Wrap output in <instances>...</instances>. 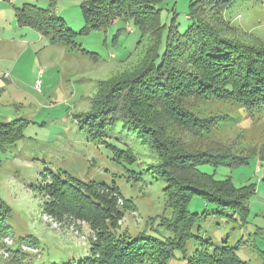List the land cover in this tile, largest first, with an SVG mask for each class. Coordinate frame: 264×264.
<instances>
[{"label":"rangeland","instance_id":"rangeland-1","mask_svg":"<svg viewBox=\"0 0 264 264\" xmlns=\"http://www.w3.org/2000/svg\"><path fill=\"white\" fill-rule=\"evenodd\" d=\"M84 1L0 0V124L7 119H22L21 136L0 145V198L9 206L6 221L10 227L8 234L0 233V264L77 262L97 241V232L84 216L56 215L46 209L47 196L37 186L50 170L65 171L83 181L115 185L121 192L117 205L124 214L111 226L122 240L173 236V231L160 222L162 216L173 215L165 194L167 179L193 176L190 169L161 166L163 160L145 143L149 137L140 131L139 117L130 115L124 92L113 96L121 113H116V125L104 131L106 142L92 138L83 127L81 120L91 113V102L94 98L102 101L105 96L99 97V85L123 71L124 77L131 75L153 45V35L144 33L133 18L119 17L108 26L82 32ZM148 1L160 11L163 42L171 27L184 33L194 22L190 16L193 0ZM24 2L65 17L80 32L76 47L54 45L38 29L20 25L15 6ZM198 16L227 38L264 45V0L202 6ZM171 47L175 49V45ZM177 64L175 68L195 69L191 62ZM151 101L148 97L138 113L147 126L159 132L161 142L171 147L176 144L179 152L212 151L227 154L231 160H248L199 166L216 179H230L236 187H255L245 222L239 215L236 219L218 216L199 194L193 195L188 208L191 212H209L194 228L196 233L199 228L200 234L214 244L240 242L237 251L243 260L264 264V106L248 108L236 98L195 92L178 101L174 109L179 111L171 114L163 100ZM179 112H186L195 126L185 125ZM156 116H161V129L151 123L154 117L158 121ZM124 121H128L127 127ZM108 144L130 147L137 160L119 161ZM29 235L32 241L27 239ZM200 245L199 240H189L186 252L176 251V258L169 261L161 257L163 263L146 259L142 264H187L184 255L191 256Z\"/></svg>","mask_w":264,"mask_h":264},{"label":"trees","instance_id":"trees-1","mask_svg":"<svg viewBox=\"0 0 264 264\" xmlns=\"http://www.w3.org/2000/svg\"><path fill=\"white\" fill-rule=\"evenodd\" d=\"M230 1L193 0L190 13L193 24L184 33L171 27L164 42L160 38L163 30L160 11L148 0H87L81 4L85 21L82 32L108 26L116 18L122 17L133 18L144 33L150 32L153 35V45L139 64H142L141 67H134L132 73L129 70L127 73L131 75L127 74L128 77H124L123 71L112 77L113 80L99 85V97L102 94L105 96L102 101L94 98L91 102L93 109L81 120L83 127L87 128L92 138L102 141L104 131L107 133L109 128L116 125V113H121V107L114 104L117 99L113 96L124 92V99L128 100V111L132 117H139L140 131L149 137L145 143L163 160L161 166L190 169L193 176L188 179L184 176H170L167 179L169 182L165 194L173 215L171 218L162 216L160 222L163 221V225L173 231V236L164 239L136 236L122 240L120 235L113 232L114 226H111L124 214V210L117 205V195H121V192L115 185L83 181L65 171H48L44 182L37 186L47 196L46 209L56 215L84 216L98 236L89 254L79 261L50 264H142L146 259L163 263L161 257L169 261L176 258V251L185 253L189 240L195 239L201 241V245L191 256L184 255L187 264H249L238 255L240 242L231 245L225 240L222 244H214L210 238L200 234L199 228L196 233L194 228L209 212H191L188 208L193 195L199 194L213 206L218 216L236 219L234 217L239 215L245 222L255 187H236L230 179H216L212 174L201 171L199 166L204 163L231 165L248 160H231L227 154L212 151L179 152L176 144L171 147L169 143L161 142L159 132L147 126V121L138 113V109L144 107L149 97L151 102L163 100L165 110L172 114L178 101L195 92L236 98L248 108L264 106V45H248L227 38L211 22L198 16L202 6L214 8ZM16 16L20 25L38 29L54 45L70 48L77 45L76 36L80 32L54 11L26 2L16 7ZM171 45H175V49ZM182 61L191 62L195 69L175 68ZM120 86L123 88L119 89ZM115 88L118 90H112ZM177 114L183 115L185 125L195 126L194 119L186 112ZM160 117L156 116L158 121L152 118L151 123L161 129ZM123 125L127 127L128 121H124ZM21 128V118L1 123L0 145L18 139ZM108 145L115 149V158L119 161L137 160L130 147L122 149ZM8 209L9 206L0 198V233L8 234L10 231L6 221ZM27 239L33 240L30 235Z\"/></svg>","mask_w":264,"mask_h":264},{"label":"crops","instance_id":"crops-1","mask_svg":"<svg viewBox=\"0 0 264 264\" xmlns=\"http://www.w3.org/2000/svg\"><path fill=\"white\" fill-rule=\"evenodd\" d=\"M24 3H26V2H24ZM22 5V4H21ZM21 5H16L15 6V10H16V7H18V6H21ZM10 119H7L6 121H9ZM5 122V121H4Z\"/></svg>","mask_w":264,"mask_h":264}]
</instances>
